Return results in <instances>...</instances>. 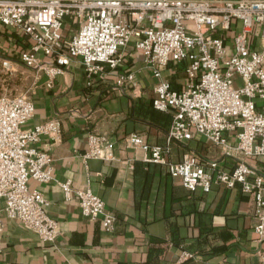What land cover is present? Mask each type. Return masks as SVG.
I'll return each mask as SVG.
<instances>
[{"label":"built area","instance_id":"built-area-1","mask_svg":"<svg viewBox=\"0 0 264 264\" xmlns=\"http://www.w3.org/2000/svg\"><path fill=\"white\" fill-rule=\"evenodd\" d=\"M0 27L27 39L19 62L45 71L50 84L77 58L87 87L113 76L116 87L137 89L134 72L122 70L124 50L135 38L133 48L156 80L153 109L172 110L167 140L183 142L197 134L237 161L231 171L193 153L167 163L166 149L148 145L138 134H130L126 144L146 153V162L167 165L169 175L189 191L239 184L253 198L254 231L264 241V176L245 161L264 158V107H257L264 103V0H0ZM171 63L183 71L181 90L172 89L162 74ZM12 67L3 61L6 72ZM33 114L27 96L0 93V253L4 219L33 231L42 244H53L60 235L46 200L28 188L30 180L53 181V159L36 144L43 137L58 142L60 121L25 128ZM82 159L111 161L112 144L91 133ZM58 185L65 199L76 198L83 216L100 219L106 232L113 230L114 215L89 184L77 190L69 180ZM192 257L182 253L179 261Z\"/></svg>","mask_w":264,"mask_h":264},{"label":"crops","instance_id":"crops-1","mask_svg":"<svg viewBox=\"0 0 264 264\" xmlns=\"http://www.w3.org/2000/svg\"><path fill=\"white\" fill-rule=\"evenodd\" d=\"M27 43L17 32L0 27V68L9 59L14 71L0 83V93L32 101L34 114L25 128L52 118L60 121L58 142L43 137L36 144L53 159V181L28 182L29 190L46 200V212L58 221L60 235L53 244H42L33 231L4 219L0 264H264V241L254 231L253 198L239 184L227 188L215 183L208 193L189 191L169 175L167 165L146 162V153L126 144L130 134H138L148 145L166 149L167 163L193 153L231 171L237 161L197 134L188 141L167 140L172 110L153 109L156 80L133 47L124 50L122 70L134 72L137 89L116 87L113 76L87 87L77 58L50 84L45 71L19 62ZM162 74L172 89L184 88L180 65L171 63ZM257 107L264 103L258 101ZM91 133L110 141L113 160L82 159ZM228 142L235 144L233 135ZM245 161L264 176V158ZM67 180L76 190L89 184L115 217L112 231H104L100 219L83 216L75 197L64 198L58 183ZM182 253L193 257L180 262Z\"/></svg>","mask_w":264,"mask_h":264},{"label":"rangeland","instance_id":"rangeland-1","mask_svg":"<svg viewBox=\"0 0 264 264\" xmlns=\"http://www.w3.org/2000/svg\"><path fill=\"white\" fill-rule=\"evenodd\" d=\"M134 42H135V38H131V40H130V43L128 44V46L129 47H133L134 46ZM9 60V59H8ZM1 70H2V67L0 68ZM3 72H1L0 73V83H3L2 81H3V79L4 80H6L7 81V79H10V75H11V73H14V71L13 72H6L4 69L2 70ZM22 75H19L18 74V77H21ZM236 78V77H235ZM4 83H6V82H4ZM236 86H238V84L236 85Z\"/></svg>","mask_w":264,"mask_h":264}]
</instances>
